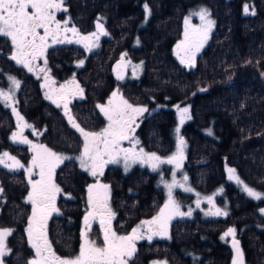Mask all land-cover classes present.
Masks as SVG:
<instances>
[{
	"label": "trees",
	"instance_id": "16d2710c",
	"mask_svg": "<svg viewBox=\"0 0 264 264\" xmlns=\"http://www.w3.org/2000/svg\"><path fill=\"white\" fill-rule=\"evenodd\" d=\"M200 5L210 8L215 28L196 57L195 66L185 68L175 56V46L185 16ZM245 5L249 7L247 14ZM65 7L68 11L63 13L69 24L79 32L93 31L95 20H101L108 33L100 49L89 56L85 57L78 46H67L58 49L59 55L67 57H49V71L58 83L66 70L75 72L83 93L72 100L71 110L82 127L90 131L100 128L104 117L97 105L119 86L127 100L148 107L137 125L141 144L147 150L166 154L171 148L167 127L175 121L173 108L189 106L191 119L183 130L190 142L185 167L193 185L210 191L226 182L227 169L235 168L247 183L264 188V0H65ZM63 13L60 17L64 20ZM137 35L140 46L133 45ZM7 41L1 37V47L6 48ZM123 51L143 61L144 72L136 82L117 81L112 76L111 65ZM80 59L82 66L75 67L74 62ZM0 67L23 77L18 109L41 129V140L54 149L78 151L82 136L45 99L38 79L21 74L1 54ZM207 127L212 128L213 136L204 133ZM13 128L12 113L0 104V148L26 158L27 151L9 141ZM56 180L77 201L59 199L60 213L49 218L48 232L57 253L71 256L79 241L70 221L73 216H82L87 189L95 179L69 160L58 169ZM100 180L110 186L112 206L115 214H121L124 231L161 206V189L147 170L137 168L124 174L120 168L109 166ZM0 187L4 190L0 194V227L13 230L7 239L11 252L4 257V264H30L34 252L26 236L28 180L22 172L0 168ZM231 199L239 216H244L245 198L235 193ZM186 223L173 225L172 237L177 243L142 245L140 250L163 254L171 264H196L197 252L206 247L200 239L203 234H213L214 227ZM248 233L254 250L251 256L260 263L264 261L263 236L255 231ZM90 238L101 243V235L95 231ZM182 243H187L186 258L181 249L175 248Z\"/></svg>",
	"mask_w": 264,
	"mask_h": 264
},
{
	"label": "snow or ice",
	"instance_id": "6c2138e0",
	"mask_svg": "<svg viewBox=\"0 0 264 264\" xmlns=\"http://www.w3.org/2000/svg\"><path fill=\"white\" fill-rule=\"evenodd\" d=\"M146 11L150 14V9L145 5ZM244 12H249L248 5L244 6ZM68 9L65 7V0H0V36L8 38L14 53L11 59L18 65L26 68L29 72H42L44 76V87L47 89L46 98L52 100L57 107H61L60 101H63L64 115L67 116L72 127L75 128L83 137V149L78 157L80 167L90 173L93 177H102L104 168L108 164H116L121 160L127 169L130 163L150 164L153 171L159 169L162 164L175 165L181 169L185 159L186 141L183 136L178 135V145L176 152L167 157L161 158L156 153H147L141 148L138 152L134 148H124L123 141L130 143L134 140V131L137 117L147 112L148 109L143 106H134L129 103L119 93L117 89L108 99L107 104L97 105L99 111L107 119V126L99 131H86L75 122L68 104L71 96L79 92L81 95L83 89L73 79L67 84L55 88V81L47 75L46 52L52 44L57 43H83L89 51L98 41L101 35H108L104 29L103 23L96 22L97 31L90 35H81L75 27H68V21L63 24L56 19V13ZM201 20L200 26H192L190 18L184 21V39L176 45L177 56L180 62L186 66L194 67L197 53L204 46L209 38V34L215 24L210 19L211 13L202 8L198 12ZM251 14H255L253 11ZM71 32L73 39L68 38ZM127 55L126 53L124 54ZM123 60V57L121 58ZM43 60L45 67L38 68L37 62ZM83 61L79 62L82 66ZM122 65L117 64V69ZM138 67V66H137ZM117 78L123 79L121 71L117 72ZM13 86L8 92L0 91V99L6 104L14 100L13 91L20 88V81L15 77H9ZM74 86V89H73ZM180 113V124L183 125L186 119H191L189 108L181 109L177 105ZM17 117L18 132L13 133L12 139L15 142L27 144L31 147L33 156L31 166L25 168L15 156L8 152L0 155V165L10 170L25 169L28 174V183L31 191L27 196V201L32 205L31 216L28 220L27 235L31 247L35 250V258L30 264H129L130 260L137 252L136 242L147 239L151 241L153 236H168L170 221L176 216L191 215V209L187 213L181 211V205L175 200L173 190L182 188L185 192H192L193 189L187 186L188 176H183V182L176 180V174H172V182L164 181L167 188L168 202L164 204L159 213L150 220H144L141 224L132 229L130 234L119 235L112 227V221L115 213L112 211L110 201V186L108 184L97 182L90 185L87 189V203L89 211L83 218L84 232L82 233L83 243L80 246L78 255L72 258H61L52 248L48 239L47 223L53 212L58 213L56 199L62 189L55 183L56 169L64 163L65 160L76 159L75 157L65 156L57 153L44 144H36L23 135L25 128L32 126L24 121L23 116L19 114L15 107L12 108ZM35 131V129H33ZM180 128H176L179 134ZM209 135L211 132L209 131ZM139 144V140H135ZM11 161V163H9ZM229 179H235L238 184H242L244 191L248 196L260 200L264 194L243 184V181L236 175V170L228 169ZM33 176L38 179L33 180ZM0 187V194L3 193ZM199 195V194H197ZM213 197L206 198L209 204L213 205L214 211L209 214L213 216H227V211L215 207ZM197 207L200 200L196 201ZM264 211V210H262ZM93 222H98L102 232V242L97 243L91 239L89 233ZM12 229H0V264H4V257L9 255L11 250L7 245V238L12 235ZM231 236L233 247L236 250L237 260L233 264H243L242 251L239 247V241L236 240V229L229 228L224 237Z\"/></svg>",
	"mask_w": 264,
	"mask_h": 264
},
{
	"label": "rangeland",
	"instance_id": "374dc122",
	"mask_svg": "<svg viewBox=\"0 0 264 264\" xmlns=\"http://www.w3.org/2000/svg\"><path fill=\"white\" fill-rule=\"evenodd\" d=\"M202 8H206L211 13L210 8L208 6H206V5H200V6L196 7V8H192L188 12V14L185 16L184 21L186 19H189L190 18V23H191L192 26H197V27L200 26L201 25V20L199 19V16L198 15H194L193 13L198 12ZM61 13H63V11H61ZM63 15L65 16L64 21H68V17L66 16V13H63ZM210 19H212V20L215 21V19L212 16V14L210 16ZM145 20H148V19L146 18ZM184 21H183V32H182L181 38L178 40L177 44H179L184 39V30H185ZM68 25L69 26H73V25H70L69 23H68ZM214 28H215V24H214V26H213L210 34H209L208 40L206 41V43L204 44V46L201 48V50L197 53V56L207 46L208 42L210 41V37H211V34H212ZM93 32H95V31L93 30V31H91L89 33H85L84 35H90ZM106 36L105 35H101L100 38H99V41H98V46H95L94 45L91 48L90 51H95V50L100 49V47L102 45V42H103V40H104V38ZM1 37L2 36H0V38ZM4 40H8L10 44L6 48L1 47L2 45L0 44V54L3 55V56H7L8 55L7 59L18 70L20 68L21 72L24 71L25 74H26V76H28V73H29L32 76H34L36 79H38V82L40 84V87H41V90H42V92L44 94L45 99L47 101H49L50 103H52L54 106L57 107V105L54 104L52 102V100L46 98L47 89L43 86L44 85V76H45V73L38 72V71H36V72H29L26 68L22 67L21 65H18L15 61H13L11 59V55L14 53V49L12 48L11 42H10V40L8 38H5L4 37ZM76 44L77 45L79 44V46H81L83 49L85 48L82 43H76ZM133 45L134 46H140V40H139L138 35L135 36L134 41H133ZM125 53L127 54L126 56L124 55ZM176 53H177V48L175 46V56H176L178 62L180 63V65H182L185 68H191L190 66H186L185 64H182L180 62V58L177 56ZM122 57H123V59H125L127 61L128 67H129L128 74H127L126 78L123 80V82H136V81H138L142 77L143 72H144V64H143V61L141 59H139V58L131 57L130 55H128L127 51H123V53L121 54L120 58H122ZM46 59H47V57H46ZM80 61H83V60L80 59L79 61H75L74 62L76 64L75 67L80 66L79 65V62ZM37 65H38V68L45 67V65L43 63V60L38 61L37 62ZM49 70H50V68H49V65L47 63V69H46L47 75L50 77L51 80H55L53 78V76L51 75V73H50ZM69 71L66 70L65 71V74H63L62 77H64V79H63L62 82L58 83V81H55L56 82L55 85H54L55 88H59L61 85L67 84L70 81H72L73 79H75V81L77 82V78L75 76L74 70H71L70 72ZM9 77H15L17 80H19L20 81V88L13 91L12 94L14 96V100H12V101H10L9 103L6 104L2 99H0V104L3 107L7 108L12 113V116H13V119H14V128H13L11 134H10L9 141L12 144L16 145V146H20L21 148L23 147L27 151V156H26V158H22L19 155H17L16 153H14L13 151H11L9 149H5V148H0V155H2L4 152H8L11 156H15L16 159H18L22 164H24L25 165V168H28V167L31 166V159H32V156H33L31 147L29 145H27V144H22V143L15 142L12 139L13 133H16V132L19 131V129L17 128V117H16V115L12 111V108L13 107H15L16 110L19 112V114L21 116H23L24 121H26L28 124H30L32 126L31 128H25L23 130V135L25 137H27L29 140H31L33 143H36V144H44L46 146H48V145L41 140V134H42V132H40L41 129H37L36 127L33 126L32 123L28 122L27 119L25 118V116L18 109V101H19L18 95H19V92L21 90V87H22V85L24 83L23 78H21L19 76V74L15 72V70L12 71V70H9L8 68L0 67V91L8 92V91L12 90L13 86L11 84V81L9 80ZM77 84H78V82H77ZM73 89H74V86H73ZM117 89L119 90V93L124 97V99H126V97L122 94L121 89L119 88V86H116L114 88V90L111 92V94L107 97V99H105V101L102 104H107L108 99L111 97L112 93L114 91H116ZM74 91H75V89H74ZM79 95H80V93L79 92H76V94H74L73 96H71L70 102L68 104V109L70 110L72 116L74 117L75 122L77 124H79L80 127H82L81 124H80V122L75 118V116L73 115L72 110H71L72 100L75 99V98L78 99L79 98ZM127 101L129 103L133 104L134 106H143V107H146L148 109V107L146 106V104H134V103L130 102L129 100H127ZM60 103H61V107H57V108L64 115V109L62 107L63 101H60ZM179 107L181 109H183L184 107H188L189 108V106H185V105H180ZM173 113L175 115V121H174L173 125L170 124L167 127L168 134H169L168 137H169L170 142H171V148L169 149V152H167L166 154L158 153V152L152 151V150H147L141 144V141H140V139H139V137L137 135V125L139 123L140 117L143 114H141L140 116L137 117L136 126H134L135 127V131H134V140H133V142L130 143L128 140H125V141H123L122 146L124 148H130V147L131 148H134V150L137 151V152L141 148H143V150L145 152H147V153H156L161 158H167V157L173 155L176 152V150H177L178 135L179 136H183L184 140L186 141V148H185V159H184V161L182 163L181 169H177L175 167V165H172V164H162V165L159 166V169L158 170L153 171V169H152V167H151L150 164H141V163H138V162L137 163H130L129 164V167L126 169L125 166H124L123 160H121L119 163H116V164H108L104 168V172H105L106 169H107V167H109V166L118 167V168L121 169V171L124 174H128V173L132 172L134 169H137L138 168V169H143V170L149 171L155 177V181H156L157 185L160 187L161 193H162L161 194L162 195L161 196L162 197L161 206H160L158 212L154 216H152L149 219H144V220H150L153 217H155L159 213L160 209L163 208L164 204L168 202V195H167V191L168 190L164 186V181H167V182L171 183L172 182V174L173 173L176 174V180L181 181V182H183V176L185 174L188 176L189 179L187 181V186L188 187H191L193 189V191L192 192H185L182 188H175L173 190V195H174L175 200L181 205V211L187 213L189 211V209H191V215L190 216L185 215V216H176V217H174L170 221V223H169L168 236L167 237L153 236L152 239H156V238H160V239L167 238V239H169L170 238V235H171V223L174 220H176V219H183V218H186V219H195V218H201L203 220H207V219H210L212 217L213 218L214 217L215 218H223V217H225V216H213V215H210L209 213L211 211H214L215 209L213 208V205L212 204H209L207 202L206 198L209 197V196L213 197L214 198L213 199V203H214L215 207L220 208V209H222L224 211H227V213H232V202L233 201L231 199V195H234L235 193L236 194H239L243 198H247L249 200V202H250V208L252 209V213L255 214V216H253L252 219L247 223V226L248 225H251V226H254V227H256L257 229H260V230L261 229H264V211H262V210H264V198H262L260 200H256V199L248 196L247 192L244 191V187H243L242 184H238L235 179H229L228 169L226 170V178H227L226 182L225 183H222V184H220L218 186H216L215 188H213L210 191H202V190L198 189L197 187H195L193 185L192 180H191V177H190L189 173L186 171V167H185V164H186V155H187V150L189 148L190 142H189V139H188L187 135L184 133V130H183L184 127L187 125V123L190 121V119H186L185 122H184V124L181 125L180 124V113L177 110V106H174ZM189 115L191 116L190 108H189ZM102 116L104 117L103 114H102ZM65 118L67 120V123L72 126V124L69 122L67 116H65ZM107 123H108V121L104 117L103 124L96 131H99L102 128L106 127L107 126ZM178 127L180 128L179 134L176 133V128H178ZM82 128H84V127H82ZM33 129H35V131H33ZM74 130L80 135V133L75 128H74ZM85 130L86 131H90V130H87V129H85ZM203 130H204V133L207 134V135H209V131L211 132V135L212 136L214 135V132H213V130H212L211 127L204 128ZM135 140H139V144L138 145L135 144ZM48 147L51 148L52 150L56 151L57 153L63 154L65 156L75 157L76 159H70V160L74 161L77 164L79 170H81L84 173H87V175H89L91 178L95 179V182L94 183L97 182V179L99 180L100 183H103L100 180L101 177H98V178L97 177H93L92 175H90V173L84 171L80 167L78 157L80 156V154L82 152L83 145L79 148L78 151H70V150H65V149H54V148H52L50 146H48ZM67 161H69V160H65L64 163L67 162ZM9 163H11V161H9ZM63 164H61L56 169V173H57L58 169ZM0 168H4V169H6L8 171H11V172H22L25 175V177L27 178V180H28V174L25 171V169H18V170L13 171V170H10L9 168H5L3 165H0ZM233 169H235V168H233ZM56 173H55V183L62 189L61 193L58 194L57 199H56V207L59 209V207H58V201H59V199L61 197H65V198H69V199L70 198H73V197H72V195L70 193H68L66 190H64V188L57 182V180H56ZM236 175L239 177V179L241 181H243V184H246L248 187L254 189L255 191L264 194V188H258V187H255V186L250 185L249 183H247L240 176V174L238 173L237 170H236ZM38 178H39L38 176H33L32 177L33 180L38 179ZM94 183H92V184H94ZM104 184H106V183H104ZM30 191H31V186L29 185L28 191H27V195H26V201H27V196L30 193ZM197 194H199V195H197ZM110 198H111V190H110ZM71 200H73V199H71ZM197 200H200L199 207H197V205H196V201ZM28 203L30 205V215H29V218H30L31 211H32V205H31L30 202H28ZM57 214L58 213L53 212L50 217H52L53 215H57ZM80 225L83 226L82 227V230H81V234H80V237H81L80 246H81V244L83 243L82 233L84 232L85 229H84V223L83 222H81ZM27 227H28V223L26 225V236H27V240H28ZM0 229H3V228L0 227ZM130 233L131 232H129L128 234H130ZM230 238H232V237H230ZM139 241H141V240H139ZM28 244L31 246L29 240H28ZM33 252H34V257H33V259H34L35 258V250L34 249H33ZM78 253H79V250L76 253V255H78ZM193 257L195 258V255H193ZM63 258H72V257L64 256ZM149 264H167V263L165 261H158V259H157V260H151Z\"/></svg>",
	"mask_w": 264,
	"mask_h": 264
},
{
	"label": "flooded vegetation",
	"instance_id": "af4514ba",
	"mask_svg": "<svg viewBox=\"0 0 264 264\" xmlns=\"http://www.w3.org/2000/svg\"><path fill=\"white\" fill-rule=\"evenodd\" d=\"M60 14H61V11L56 13V19L60 20L61 23L63 24L64 20L61 19ZM68 27L77 28L76 26H69V25H68ZM94 31H95V29H94ZM79 33L81 35L85 34V33H81V32H79ZM67 35H68L69 39H73L71 32H69ZM7 42L9 43V41H7ZM67 46H78L79 48H81L82 53H84L85 57L89 56L92 52H94V51H89L87 48L83 49L81 46H79V44L77 45L76 42H74V40L72 43L65 42V43L52 44V46L49 47L47 52H46V57H47L48 63L50 61L49 57H67L66 55H59L58 54L59 48H65ZM5 57H8V55ZM71 57H80V56L72 55ZM72 67H73V64L71 63L70 68H72ZM19 71H21L20 68H19ZM24 73H25L24 71L21 72V74H24ZM24 75H26V74H24ZM21 78H23V77H21ZM54 81H57V80L55 79ZM91 184H92V182H91ZM87 196H88V193H87ZM87 196H86V204H85V208L83 209L82 216H80L79 219H76L73 216V219H71V221H70V226H72L71 228L73 230V233H75L77 235L79 242H78L76 249L71 254V256H68V257H74L80 248V242H81L80 234H81V230L83 227L80 225V223L83 222L84 216L90 210L88 203H87ZM61 198H65V197H61ZM66 199H69V198H66ZM71 199H73V201H77L76 198H70L69 200H71ZM245 200H246V207H245L246 214H244V216H239V214L237 213V211L235 209V205H233V202H232V213H228V215L223 217V218H215V217L213 218L212 217V218L207 219V220H203L201 218H195V219L183 218V219L174 220L171 223V235H170L169 239H167V238H165V239L156 238V239H152L151 241H149L147 239H143L141 241L138 240L136 242L137 252L135 253L132 260H130L129 264H149L151 260H157V259H158V261H165L167 264H171L169 259L164 257L163 254L161 255L158 253L159 255H157V254H155V252H151V251L147 252V253L142 252L140 250V247L142 245L153 246L155 243L163 244L164 246H170L172 243H177L174 241L173 237H171L172 231H173L172 228L176 222H182V224H184L183 226H186V224H187L186 222H194L193 223L194 225L202 226V225L211 224L214 227V233L213 234H208V235L203 234V236L200 239L201 244L202 245L205 244L206 247L203 248V246H200L203 248V251L197 252L196 264H203V263L204 264H233V262L237 260L236 250L233 247V239L230 238L231 236L224 237V233L229 228H235L236 229V233H237L236 234V240L239 241V247H240L242 254H243L242 255L243 264H264V261H262L260 263L255 262V260L253 259V256H251L252 253H254L253 252L254 250L250 246V241L247 239V234H249L248 232H250V231H255L260 236L262 235L263 239H264V229L260 230L254 226H251V225L247 226V223L252 219L253 216H255V214L252 213V209L250 208L249 200L247 198H245ZM109 204H110L112 211L114 212L112 202H111V198H110ZM157 212H155L152 215H149L147 217H143V218L137 220L135 222V224H133L132 227L130 228V230H128V231H124V229H123V223H122V220H120L121 214L118 215L116 213L115 218L112 221V227L119 235H126L129 232H131L133 228H135L139 224H141V221H143L144 219L151 218ZM58 213H60V212H58ZM94 231L101 235V242H102V232L100 230V226H99L98 222H93L89 236ZM47 234H48V239L50 241V236H49V232H48V223H47ZM186 245H187V243H182L181 245L175 246V248L182 250L183 256L185 258L188 257L187 253H186ZM52 248L58 256H60L61 258L64 257V256H61L57 253L53 244H52ZM261 249L263 250V253H264V247H261ZM210 257L212 260H210V262H209L208 260Z\"/></svg>",
	"mask_w": 264,
	"mask_h": 264
},
{
	"label": "water",
	"instance_id": "95a60500",
	"mask_svg": "<svg viewBox=\"0 0 264 264\" xmlns=\"http://www.w3.org/2000/svg\"><path fill=\"white\" fill-rule=\"evenodd\" d=\"M98 20H95V22H94V27H95V30L97 31V28H96V22H97ZM101 21V20H100ZM102 22V21H101ZM103 23V22H102ZM103 25H104V29L107 31V28H106V26H105V24L103 23ZM117 64H121L122 65V67H121V69H117ZM118 71H121L122 72V75H123V79H118L117 78V72ZM128 71H129V67H128V63H127V61L125 60V59H121V58H118V59H116L115 61H113V63H112V65H111V73H112V76H113V78L115 79V80H117V81H122V80H124L125 78H126V76H127V74H128Z\"/></svg>",
	"mask_w": 264,
	"mask_h": 264
}]
</instances>
